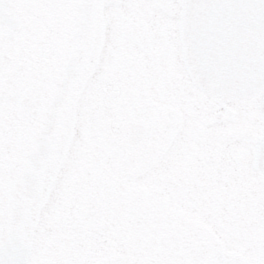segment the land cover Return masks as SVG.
Returning <instances> with one entry per match:
<instances>
[{
  "label": "snow or ice",
  "instance_id": "snow-or-ice-1",
  "mask_svg": "<svg viewBox=\"0 0 264 264\" xmlns=\"http://www.w3.org/2000/svg\"><path fill=\"white\" fill-rule=\"evenodd\" d=\"M0 264H264V0H0Z\"/></svg>",
  "mask_w": 264,
  "mask_h": 264
}]
</instances>
